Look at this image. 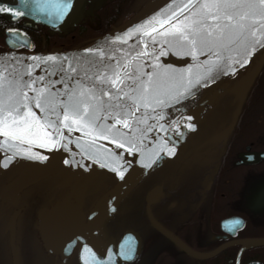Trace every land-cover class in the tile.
<instances>
[{"label": "flooded vegetation", "instance_id": "obj_1", "mask_svg": "<svg viewBox=\"0 0 264 264\" xmlns=\"http://www.w3.org/2000/svg\"><path fill=\"white\" fill-rule=\"evenodd\" d=\"M149 1L151 0H80L83 4L82 13L78 18L68 21V16L63 21L51 17L47 21L32 4L28 18L22 16L23 12L16 18H12L10 13H0V52L11 50L9 45H18L17 51L28 52L67 50L83 46L125 23ZM5 2L11 5L14 0ZM49 25L57 26V29ZM59 25L61 26L58 28ZM9 29L16 31L9 33ZM263 55L264 49L259 50L242 70L229 78L203 85L195 96H190L166 112V119L184 123L186 120L183 117L192 116L193 123L196 124L195 131L189 129L175 143L177 148L184 139L191 138L189 153L198 156L199 160L196 162H200L202 167V172L196 175L193 184L187 186L177 183L173 187L166 184L165 178L159 173L169 157L165 155L159 166L148 171L122 200L130 201L145 184L144 192L135 203L140 216L156 238L163 244L165 242L181 257L174 264H264V244L247 243L264 238V113L259 114L258 107L255 109L258 117L249 120V111L255 107V100L261 98L263 101L260 105L264 106V60L258 71H255ZM257 88L260 91L254 95ZM218 104L223 109L221 117L213 116V110ZM210 119L212 120L208 122ZM160 123L164 121L161 120ZM156 136L151 132L147 134V138L140 144L142 151L129 153L125 144L124 148L101 162L107 167L98 164L70 182H65L66 175L51 176L23 190L15 205L4 204L0 207V236L9 263L11 264L9 235L3 230L5 221L11 212L19 210L18 222L23 212L22 202L32 198L33 204L26 214V221L32 217L31 229L40 251L50 259V264H80L78 247L81 240H77V237H80L82 227L87 225L93 205L121 180L117 175L118 171H123L125 175L137 160L146 155L154 145L153 138ZM37 161L39 160L23 159L0 172V189L23 168ZM125 161L131 163L126 164ZM113 168L116 171H112ZM239 169L246 171L245 184L238 189L231 188V173ZM159 185L162 187L161 197L149 207L152 217L189 248L210 256L197 258L187 254L150 225L145 198L151 189ZM24 191L29 193L28 198L23 197ZM42 210L53 214L49 221V227L54 230L52 236H46L39 230L38 213ZM69 217L73 222L67 220L64 227L67 226L68 229L64 231L62 227L59 235L56 221ZM112 219L106 223L103 236H97L101 245L110 239L116 245L124 232L116 233L111 229ZM191 221L194 233L184 240L178 232ZM130 229L134 230L128 228L125 231ZM17 230L16 223L14 242L20 233ZM138 236V255L133 262L125 264H135L142 256V238L139 234ZM160 247L155 240L153 253L159 254L156 250ZM65 255L67 256L63 259Z\"/></svg>", "mask_w": 264, "mask_h": 264}, {"label": "snow or ice", "instance_id": "obj_2", "mask_svg": "<svg viewBox=\"0 0 264 264\" xmlns=\"http://www.w3.org/2000/svg\"><path fill=\"white\" fill-rule=\"evenodd\" d=\"M79 2L80 0H20L24 7H29L31 3L36 10L60 21ZM189 6L190 14L183 17V23L178 19L171 25L172 31L159 34L167 37L162 45L153 36L151 53L143 49L135 53L137 60L143 56L155 61L151 65L152 71H141L139 67H132L128 62L121 64L119 60L113 64V57L106 51L107 42L97 48L85 49L87 53H98L97 59L85 60L89 65L87 69L69 65L71 73L75 75H67L68 70L63 68V62L68 57L60 58L59 72L63 75L55 81L45 79L46 76L58 74L56 71L50 72L47 67L41 68L44 75L33 77L32 72L35 68H40V63L26 65L24 72L11 67L6 61L0 63V151L11 153L5 157L6 162L0 161V168H9V164L18 157L49 160V156L33 153L28 148H21V145L40 143L41 147L49 148L50 151L67 150V143H62L67 141L62 129L71 133L73 127L78 131L85 130L84 135L90 137L89 147L85 149L89 158L98 155L90 151L96 138L111 139L118 149L127 144L129 153L142 151L140 144L148 133L155 129L167 132L177 123L165 118V107L195 96L202 86L201 80L214 81L218 75H228L226 68H231L233 73L236 71L232 67L231 56L226 57L225 53L242 50L241 54L250 56L256 48H264V0H187L185 7ZM0 13H10L12 18L22 14L5 0H0ZM148 23L149 21L144 22ZM8 31L12 33L16 30ZM133 31L149 35L141 24L129 28L124 35L128 36ZM152 31L155 32L154 27ZM114 39L122 40L119 36ZM122 42L127 43L126 40ZM170 54L178 58L193 59L206 56L209 61L215 57L216 61H223V64L203 61L200 63L203 72L185 73L170 63L160 64V58ZM27 59L47 65L48 61H56L57 57L29 56ZM76 60L79 64V58ZM234 62L240 63L239 60ZM247 63L248 60L244 59L241 67ZM161 67L165 70L160 71ZM89 72L92 74L89 75ZM57 83L63 84L64 89L56 88ZM37 84L40 86L34 87ZM30 92L33 95H29ZM34 109H38L40 114ZM149 119L154 123L149 124ZM187 119L192 120V116ZM161 120L164 123L161 124ZM187 127L192 131L196 130L195 123ZM176 135L178 139H182L184 134L177 132ZM79 140L80 137H77V141ZM169 143H173L170 148L167 147ZM163 145L167 149V156L177 154L174 142L166 138ZM78 146L81 145L78 143ZM164 159V155L157 153L155 159L148 160L144 166H159ZM63 162L71 165L69 159H64ZM96 162L100 163L99 159ZM100 166L107 167L103 163ZM111 170L116 171L115 168ZM117 175L121 180L125 179L123 171H118ZM111 211L116 209L112 208ZM84 248L93 258L96 257V253L87 244ZM124 258L131 260L133 257L124 254Z\"/></svg>", "mask_w": 264, "mask_h": 264}, {"label": "water", "instance_id": "obj_3", "mask_svg": "<svg viewBox=\"0 0 264 264\" xmlns=\"http://www.w3.org/2000/svg\"><path fill=\"white\" fill-rule=\"evenodd\" d=\"M186 4L187 0H152L145 8H143L139 13H137L126 23L111 30L110 32L95 39L92 42L72 49L28 52L17 51L16 48L18 47V45H9L11 50L0 52V58H2L0 59V63L6 61L11 67L17 68L21 72L26 71V65L28 64L35 65L37 63H40V68H35L33 70V77H36L38 75H44V73L41 72V68L47 67L50 72L56 71L58 74L55 76H46L45 79H51L55 81L59 79L60 75H63V73L59 72V69L61 67L60 58L65 56L68 57V60L63 62V68L68 70L67 75H75L74 73H71L69 65L71 64V66L77 67L78 69L83 66V68L87 69L89 65L85 63V60L97 59L98 53H87L85 52V49L97 48L98 46L105 45V43L107 42L106 51L109 56L113 57V64H115L116 61L119 60L121 64L128 62L132 67H139L141 71H152L153 69L151 65L155 63V61L152 60L150 57L143 56L140 57L139 60H137L135 59V53L141 51L142 49L151 53V37L153 36L156 38V40L160 41L162 45L163 40L167 37L165 35L159 34L172 31V24H175L178 19L181 21V23H183V17L189 16V8L191 6L186 8ZM82 5L83 4L81 2L75 5L74 10L70 12L66 20L68 21L72 20V18H78V16L82 13ZM10 6L17 8L19 12H23L22 16H27V18L29 17V14L31 12V3L29 7L26 8L20 4V0H14V3ZM173 13H175V16H173ZM145 21H149V23L144 24ZM137 24L144 25V28L146 29L147 33H149V35H145L143 32L137 31H133L128 36L124 35L128 32L129 28H134V26ZM60 26L61 25H59L58 28ZM153 27L155 28V32L152 31ZM53 28L57 29V26H53ZM118 36L121 37L122 40L114 39ZM123 40H126L127 43H123ZM146 45L147 47H145ZM26 47L29 48L28 46ZM261 49L264 48H256L252 51L250 56L241 54L242 50L233 51L232 53H225L226 57L231 56L233 61L232 67L235 68L236 71L233 73L231 71V68H226L229 74L218 75L215 80L229 78L233 76L237 71L243 69L246 65L243 64V66L241 67V64L243 63L244 59L249 60L254 54H256ZM29 56H55L57 57V60L48 61L47 65H45L42 62L27 59V57ZM76 58H79V64L77 63ZM236 60H239L240 63H235L234 61ZM263 60L264 55L261 57V60L258 61L255 71H258L259 65L263 62ZM17 61H19V63H17ZM203 61H208V63L223 64V61H216L215 57H213L209 61L208 57L206 56H200L198 59H193L191 57L178 58L176 55L170 54L168 56L160 58L161 65H163L165 62L170 63L174 65L176 69L184 71L185 73L203 72L204 69L200 67V63ZM159 70L164 71L165 69L161 67ZM92 71L94 72L95 69H92ZM91 74L92 72H89V75ZM81 75H83V73H81ZM27 78L28 77L26 76L25 79ZM210 82H212V80H201V85L203 86ZM39 86L40 84L34 85V87ZM55 87L61 90L64 89V85L61 83H57ZM69 87H71V85H69ZM29 95H33V93L30 92ZM105 99H107V97H105ZM175 105L177 104H169V106L163 109L164 112L166 113L170 108L174 107ZM157 110L159 111V109ZM34 111H36L38 115L40 114L38 109H34ZM141 111L143 112L144 109H141ZM139 114L140 113H138V115ZM52 119H55V117H52ZM182 119L186 121L184 123L177 122V125L173 124L171 129L167 132L160 131L158 129H155L153 132H151L152 134L154 133L157 136L153 138L154 145H152L146 155L137 160L135 164L127 170L126 174L124 175V180L116 182L115 185L108 192H106L99 201L95 202L92 210L90 211L88 223L86 226L82 227L80 232L79 238L81 242L78 247V261L80 264H125L133 262L136 259L140 248V238L137 232H135L134 230L130 229L124 231L116 245L113 243L112 239L108 240L105 244L101 245L99 240L97 239V236H103L104 227L106 223L113 218L114 214L117 212V208H119L123 198L126 197L129 191L133 187H135L137 183L140 182V180L148 171H151L155 167H157L156 165H153L152 168H147L144 166L145 163L150 159H155V154L157 153L164 156L166 155L167 149L164 147L163 141L167 138L171 142L176 143L178 140H180L177 138V132H181L184 135L187 134L189 130L187 125L193 124L194 121L193 118L192 120H188L187 117H183ZM168 120L174 121L171 118ZM148 123L153 124L154 121L149 119ZM62 131L67 137V141H62V143H67V150L60 149L50 151L49 148L41 147L40 143H33L31 145L25 144L20 146L21 148L30 149L33 153L47 155L49 156V160L37 161L36 163L23 168L13 179L5 183L0 189V207H2L4 204L9 206L15 205L23 190L51 176L66 175L65 182H70L78 176L82 175L83 173L87 172L91 168L97 166L110 155H112L114 152L119 150L116 147V144L111 141V139L96 138L95 144L92 145L90 151L98 155L94 156L93 158H89L88 153L85 152V149L89 147L90 137L84 135L85 130L78 131L75 127H73L71 133H69L67 129H62ZM77 137H80L79 141H77ZM0 139H2V137H0ZM78 143L81 146H78ZM172 146L173 143H169L167 145V147L169 148ZM10 154V152L0 151V161H5V157ZM23 159L26 158L18 157L17 159L13 160L9 164V166ZM64 159H69L71 161V165H65L63 162ZM97 159H99L100 163L96 162ZM85 168H87V171H85ZM2 170L4 169L0 168V172ZM161 189V186H155L147 193L145 198L146 215L150 225L163 236H165L167 239H169L173 244L177 245L182 250H184V252H186L187 254L195 256L197 258L210 256V254H202L189 248L179 238L167 231L160 223H158L152 217L149 207L150 204L159 200L162 193ZM112 208H115L116 211H111ZM93 213H95L94 216L92 215ZM18 214L19 210H14L13 212H11L8 215L5 221V225L3 227L4 232H7L9 235L8 242L10 247L11 264H19L18 250L14 242L15 227ZM51 215L53 214H51L50 212H48L47 214L45 210L39 211L38 213V225L40 227L39 230H41V232L46 236L54 235V233L52 234V231L54 232L53 228L49 227ZM67 220L73 222L71 217L67 219H58L56 221V223H58L56 231L59 232V235L61 234L62 227H64V225L67 223ZM74 226L75 224L72 225V228ZM67 229L68 227L65 226L64 231H66ZM247 243L264 244V238L250 240ZM85 244H87L88 247L96 253L95 258H93L92 255L87 251V249L84 248ZM129 249H132V251L129 252ZM124 254H129L133 258L131 260L125 259ZM66 256L67 255H65L63 259H65Z\"/></svg>", "mask_w": 264, "mask_h": 264}, {"label": "rangeland", "instance_id": "obj_4", "mask_svg": "<svg viewBox=\"0 0 264 264\" xmlns=\"http://www.w3.org/2000/svg\"><path fill=\"white\" fill-rule=\"evenodd\" d=\"M259 88V86H258ZM256 89L255 93L259 92V89ZM263 100H255L256 105L252 107L249 111V120L252 121L261 113H264V106L262 105ZM261 103V105H260ZM259 107V114L256 115L255 109ZM245 116V115H244ZM192 147L191 138H187L182 142V145L176 148L177 154L174 156H169L168 159L159 169V173L165 178L166 184L173 187L177 183H183L184 185H192L196 175L202 172L201 163L196 162L198 156L196 154L189 153V149ZM245 170H235L231 173V183L230 187H236L237 189L244 185ZM145 184L140 188L139 192L133 196L130 201H127L120 205V210L117 211L116 215L112 219V230L116 233L122 232L125 229L132 228L138 232L142 238V256L135 264H174L175 260L181 259L175 253V250L170 248L160 242L155 234L151 231L150 228L145 224L142 217L139 215V208L135 201H138L140 194L144 192ZM133 201V202H132ZM219 201H221L219 199ZM215 202V201H214ZM171 229V228H170ZM194 233V226L192 221L183 227L178 235L184 240L187 239ZM155 240L161 245L156 251L160 252L159 254L153 253V248L155 245ZM161 250L163 253H161ZM30 260V258L25 257L26 264H40L37 257ZM1 264V263H0ZM2 264L3 260H2Z\"/></svg>", "mask_w": 264, "mask_h": 264}, {"label": "bare ground", "instance_id": "obj_5", "mask_svg": "<svg viewBox=\"0 0 264 264\" xmlns=\"http://www.w3.org/2000/svg\"><path fill=\"white\" fill-rule=\"evenodd\" d=\"M213 111H214L213 116H217V117H221L223 113V109L221 108L219 104L215 106V109ZM209 115L211 116V113ZM211 120L212 119L208 120V122H210ZM42 183H45V181ZM22 194H23V197L25 198L29 197V193L27 191H24V193ZM31 199H29V201L22 202L23 212L19 216L18 222L16 221L17 228H18L17 232H20L16 238L17 240L15 241V246L17 247V250H18V263L26 264L25 257L30 258V260H33L35 259L34 257H37L40 264H50V259L46 257L45 254L42 253V251H40L37 241L35 239V236L32 232V229H31L32 217L30 216L29 220L26 221V214L29 211L31 205L33 204V201H31ZM123 203L125 202H122V204ZM120 208L121 207L119 206V208H117V211H119ZM20 227H21V230L19 231ZM110 227H112V225ZM2 260L4 264H10L8 260V255L6 254V249H5L2 236H0V263L1 264H2Z\"/></svg>", "mask_w": 264, "mask_h": 264}]
</instances>
